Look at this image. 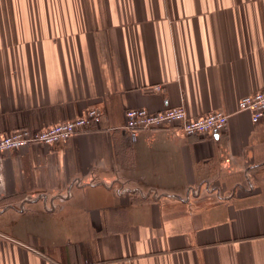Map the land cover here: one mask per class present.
<instances>
[{
	"label": "crops",
	"instance_id": "1",
	"mask_svg": "<svg viewBox=\"0 0 264 264\" xmlns=\"http://www.w3.org/2000/svg\"><path fill=\"white\" fill-rule=\"evenodd\" d=\"M263 88L264 0H0V135L102 112L0 153V264H264ZM179 105L226 126L128 137Z\"/></svg>",
	"mask_w": 264,
	"mask_h": 264
},
{
	"label": "built area",
	"instance_id": "2",
	"mask_svg": "<svg viewBox=\"0 0 264 264\" xmlns=\"http://www.w3.org/2000/svg\"><path fill=\"white\" fill-rule=\"evenodd\" d=\"M158 88V87H157ZM239 111H249L255 122L264 115V88L241 96L238 100ZM102 112L91 107L84 115L54 123L42 129L17 128L0 135V153L16 150L31 144L54 145L76 133L98 126ZM124 129L128 137L134 140L139 130L152 128H170L178 135H201L212 131H222L227 123L228 114L213 111L206 115L191 117L182 105L169 107L161 111H149L145 108H130L124 113Z\"/></svg>",
	"mask_w": 264,
	"mask_h": 264
}]
</instances>
